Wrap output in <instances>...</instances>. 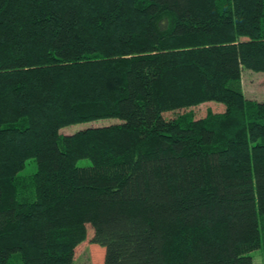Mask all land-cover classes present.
<instances>
[{
	"label": "trees",
	"instance_id": "obj_1",
	"mask_svg": "<svg viewBox=\"0 0 264 264\" xmlns=\"http://www.w3.org/2000/svg\"><path fill=\"white\" fill-rule=\"evenodd\" d=\"M243 69L264 74V0H0V264H73L88 228L103 264L264 256Z\"/></svg>",
	"mask_w": 264,
	"mask_h": 264
},
{
	"label": "rangeland",
	"instance_id": "obj_2",
	"mask_svg": "<svg viewBox=\"0 0 264 264\" xmlns=\"http://www.w3.org/2000/svg\"><path fill=\"white\" fill-rule=\"evenodd\" d=\"M244 96L246 99L251 101H257L264 103V74L257 73L248 69H243L241 72L240 79ZM221 110H224V106L221 104H217L214 102L206 103L200 106H196L193 108H189L187 110L176 111L172 115H168L169 118L176 117L180 115H185L192 112L193 117L195 118H203L209 112L217 113ZM112 120H102L98 122H94L90 125L81 124V125H73L68 126L61 130L64 134L73 133L77 129H81L88 126H99L104 125L105 123ZM111 123V122H110ZM109 124V123H108ZM79 166H87L89 165L88 160H82L78 162ZM30 167H27L24 172L29 173ZM34 170V165L31 171ZM92 236V232L88 228V234L85 242H83L80 246H78L74 251V263L73 264H103L102 255L97 252V249L89 242ZM99 249H102L99 246H96ZM104 250V249H102ZM253 264H264L263 262V250H255L251 253Z\"/></svg>",
	"mask_w": 264,
	"mask_h": 264
}]
</instances>
